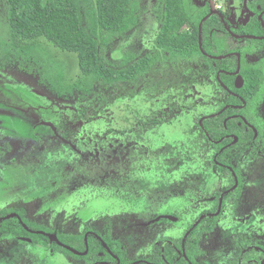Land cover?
<instances>
[{
  "label": "rangeland",
  "instance_id": "rangeland-1",
  "mask_svg": "<svg viewBox=\"0 0 264 264\" xmlns=\"http://www.w3.org/2000/svg\"><path fill=\"white\" fill-rule=\"evenodd\" d=\"M215 3L236 18L231 20L235 26L244 16L240 0ZM157 6V0L140 1L136 26L115 37L106 49L112 64L126 52L136 57L156 53L152 40L158 29ZM7 7V1L0 0L3 38L8 31ZM243 43L248 42L239 46ZM52 53L66 67L67 81L81 75L75 53L56 48ZM76 95L58 97L37 75L16 66L0 70V210H21L25 224H44L47 231L43 232L56 236L89 227L105 246L113 241L119 247L114 255L127 264L147 260L153 244L163 238L158 234L162 219L148 225L164 213L179 216L186 208L181 201L185 190L174 186L173 180L190 179V171L186 174L184 168L194 161L207 164L213 154L196 126L198 117L214 112L219 104L214 99L220 89L213 72L199 57L174 65L157 60L133 81L97 83L85 102ZM100 95L106 98L102 110L92 106L76 117L77 109ZM258 99L264 112V89ZM146 119L152 122L144 127ZM73 120L77 121L76 140L75 146H69L48 126L54 129L53 122ZM178 134L189 138V148H181L176 164H167L168 172L161 176L156 163L146 159V148L159 154L164 144L177 146L170 137ZM247 178L256 181L264 175L257 172ZM256 193L264 194V185ZM56 254L9 239L0 243V264H59V258L65 257L71 258L64 260L67 264H73L71 256Z\"/></svg>",
  "mask_w": 264,
  "mask_h": 264
},
{
  "label": "trees",
  "instance_id": "trees-1",
  "mask_svg": "<svg viewBox=\"0 0 264 264\" xmlns=\"http://www.w3.org/2000/svg\"><path fill=\"white\" fill-rule=\"evenodd\" d=\"M6 1L8 31L7 38L0 36V70H4L7 66H16L20 70L37 75L40 81L58 97L67 98L76 93L77 100L85 102L97 83L112 85L133 80L151 67L158 58L175 64L180 60H190L199 56L214 70V73L219 69L230 71L236 68L235 56L215 59L202 53L203 50L215 56L229 52L224 46L230 33L225 29L220 15L216 12L210 13L208 3L200 5L195 2L196 0H157L158 6L154 11L158 29L152 40L156 53L136 57L135 54L126 52L117 64H112L106 56V49L115 37L124 35L136 26L141 0ZM250 5L254 8V3ZM254 11L255 16L242 26V29L235 32L258 35L262 33V23L257 16L259 11L257 9ZM185 25L189 28L185 29ZM52 48L76 54L81 73L76 80L67 81L69 77L66 74V67L60 58L53 55ZM240 72L239 76L245 81L244 86L249 87L248 93L257 83L256 69L245 66ZM220 78L230 89L245 96L244 86L239 89L233 85L234 76L222 72ZM223 92L224 96L217 110H221L225 105L229 104V106L217 117L204 120V126L213 139H218L221 133L228 130L234 132L243 130V127L238 125L237 118H229L224 125V118L238 112L236 107L230 104L239 103L240 99L225 90ZM105 103L106 98L100 95L94 101L86 102L79 115L85 114L92 106L101 110L100 107ZM57 129L61 132L62 125H57ZM242 140L247 139L242 138ZM221 144L217 145V148ZM237 144L239 142L220 153L218 160L226 162V155H231L235 147L239 146ZM11 211V209L0 210V216ZM20 211L17 212L22 217L23 213ZM28 226L33 230L47 231L40 225L28 224ZM10 230H13L12 235L30 237L33 243L44 248L43 251H53L55 254L62 252L74 259L84 261V264L117 263V259L92 234L88 235V253L79 256L58 245L43 233L26 231L16 217L0 220V238ZM57 236L61 242L78 251L86 249L83 234L57 233ZM106 244L112 253L119 254V247L113 241H108ZM155 254L157 262L159 254L158 252ZM58 262L66 264V261L58 260ZM118 264L127 263L120 260ZM173 264H176V260Z\"/></svg>",
  "mask_w": 264,
  "mask_h": 264
},
{
  "label": "flooded vegetation",
  "instance_id": "flooded-vegetation-1",
  "mask_svg": "<svg viewBox=\"0 0 264 264\" xmlns=\"http://www.w3.org/2000/svg\"><path fill=\"white\" fill-rule=\"evenodd\" d=\"M240 1L244 16L238 20L235 26V23L232 24L231 20L235 19L236 21V18H233V16L229 17L226 11L221 9V6H217L215 0H202V4L208 3L210 11L211 9L217 10L216 13L222 18L225 29L230 33V36L226 38L224 46L225 49H229V52L215 56L203 50L202 53L215 59L235 56L236 68L230 71L219 69L214 73V70L205 63L203 58L197 56L202 60L207 70L213 72L214 79L220 89V95L214 98L219 103L216 110L212 113L201 115L196 120V126L200 131L201 138L205 141L206 145L213 150V154L210 162L207 164L194 161L189 169L184 168L186 174L189 173L188 170L190 171V179H184L182 176L173 180L174 186L179 189L184 188L185 190L182 194L183 199H181L184 207H186L184 213L182 214V211H179V216L164 213L157 217L158 221L148 225L151 226L154 223H159L162 219L159 224L160 228L158 232V234L160 233V236L163 237L158 243L161 242L162 244L159 250L156 251L158 243H154L147 260L136 261L135 264L142 262L149 264H173L174 260H176V264H264V194L256 193L257 188L260 187V185H264V179L260 178L254 181L253 179L247 178L248 175L257 172L260 176L264 175V112L262 111L261 100L258 99L264 89V0ZM195 2L197 3V1ZM251 3H254V8L251 7ZM254 9L259 11L257 16L262 23V33L258 35L235 32L242 29L241 27L245 26L251 18L255 16L256 12ZM184 28L188 29L189 26L185 25ZM232 33L238 36H234ZM248 35L255 37H250ZM231 41H235L237 45L232 46ZM243 41H247L250 44L254 43V46L248 43H243L239 46V43ZM219 44L218 42V45ZM237 54H239V56ZM160 59L167 62L162 58H158L157 60ZM156 61H154V63ZM238 63L239 70L236 72ZM245 66L254 67L257 72V83L248 93L249 87H246V85L244 86L245 81L239 76L241 69ZM222 72L234 76L233 85L235 87L241 89L244 86L243 93L245 96L230 89L221 80L220 73ZM222 89L240 99L239 103L230 104L235 106L238 112L224 118V125H226L229 118H237V123L239 126L243 127V130L238 132L228 130L221 133L222 135L219 136L218 139H213L204 126V120L217 117L229 106L228 104L221 110H217L224 96ZM102 106L100 107L101 110ZM77 110L78 113L76 117L79 118L84 115H79L80 109ZM76 122V120H73L71 123L67 121H57L53 122V124H55V126L52 125L54 129L50 126L48 127L58 138L61 137L67 140L69 146H75L73 145L75 143L73 139L76 140V132L74 131L73 125H75ZM142 122L144 127H146V125L152 121L146 119ZM161 122L162 121L159 120L156 124L159 125ZM59 124H61L63 128L61 132L57 129V125ZM154 131H156V129H154ZM107 132L111 133V130L107 129ZM176 136H171L170 138L172 141L175 139L177 146H171L170 144L166 146L163 142L166 147L164 145L160 146L163 152L159 154L153 152L154 150L152 149L146 148L149 150L146 154V159L156 163L161 176L167 174L168 170L165 172L167 164H176L177 154H179L181 148H189V144L186 142L189 141L187 136L185 139L183 138V134H178ZM242 138H246L247 140L244 141ZM224 140L227 141L224 142ZM238 142L239 144L237 145L239 146L235 147L230 153L231 155H226V162L218 160L220 153L226 151ZM197 143L200 144L199 142ZM219 144L221 145L217 148ZM198 146H194L193 148H197ZM130 159H133V157H130ZM179 172L182 173V168L179 169ZM179 207H181L180 204ZM10 214L16 215L6 217ZM12 217H16L26 231L31 233L37 231L25 224L18 212H8L0 216V218H2L0 220ZM38 225L44 227V224ZM12 231L13 230H10L8 233L2 235L0 243L3 244L9 239L11 242H23L25 247H39L40 249H44L41 245L33 243L30 237L25 235H12ZM47 233L53 234L52 232ZM73 234H83L85 240V250H87V252L85 254H76L79 256H84L88 253V235L92 234L100 240L99 234L89 227H84L80 233ZM104 247L115 259H117L116 264H118L121 258L116 257L107 244L106 246L104 245ZM157 252L159 254V259H157L156 262L155 253ZM51 253L55 254L53 251H51ZM65 258L67 259L59 258V260H71L69 257ZM72 259L74 258L72 257ZM72 262L73 264H84V261L78 259H74ZM96 263L97 262L93 264ZM131 263L133 262H129L128 264Z\"/></svg>",
  "mask_w": 264,
  "mask_h": 264
},
{
  "label": "water",
  "instance_id": "water-1",
  "mask_svg": "<svg viewBox=\"0 0 264 264\" xmlns=\"http://www.w3.org/2000/svg\"><path fill=\"white\" fill-rule=\"evenodd\" d=\"M213 12H217V10H214V9H211V11H210V13H213ZM228 30H229V28H228ZM200 31H201V23L199 24V35H200ZM233 34V33H232ZM234 36H238V35H236V34H233ZM248 36H250V35H248ZM201 36H199V38H200ZM250 37H255V36H250ZM238 56H239V54H237ZM218 57H223V56H218ZM238 70H239V63H238V69H237V71L236 72H238ZM235 72V73H236ZM14 215H16V214H10V215H8V216H6V217H9V216H14ZM0 219H2V218H0ZM25 226V225H24ZM35 232H38V233H44V234H46V235H48L49 236V238L51 239V240H54V241H56L59 245H61V246H63V247H65V248H67L68 250H70L71 252H73V253H75V254H85L86 252H87V250H85L84 252H80V251H78V250H76V249H74V248H72V247H70V246H68V245H66V244H64V243H62L59 239H58V237L55 235V234H51V233H45V232H43V231H35ZM136 262H133V263H131V264H135Z\"/></svg>",
  "mask_w": 264,
  "mask_h": 264
},
{
  "label": "built area",
  "instance_id": "built-area-1",
  "mask_svg": "<svg viewBox=\"0 0 264 264\" xmlns=\"http://www.w3.org/2000/svg\"><path fill=\"white\" fill-rule=\"evenodd\" d=\"M218 7H220L219 5H217Z\"/></svg>",
  "mask_w": 264,
  "mask_h": 264
},
{
  "label": "crops",
  "instance_id": "crops-1",
  "mask_svg": "<svg viewBox=\"0 0 264 264\" xmlns=\"http://www.w3.org/2000/svg\"><path fill=\"white\" fill-rule=\"evenodd\" d=\"M220 6V5H219Z\"/></svg>",
  "mask_w": 264,
  "mask_h": 264
}]
</instances>
